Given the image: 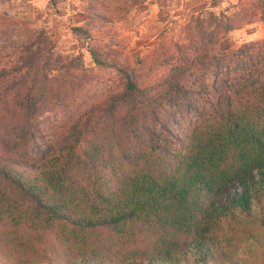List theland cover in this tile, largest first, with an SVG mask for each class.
<instances>
[{"label": "trees", "instance_id": "obj_1", "mask_svg": "<svg viewBox=\"0 0 264 264\" xmlns=\"http://www.w3.org/2000/svg\"><path fill=\"white\" fill-rule=\"evenodd\" d=\"M91 1L89 21L106 23L108 4ZM248 15L264 20L189 18L185 42L153 47L159 74L148 56L88 46L121 74L98 93L42 29L0 28V264H264V38L210 50ZM44 114L66 123L32 158Z\"/></svg>", "mask_w": 264, "mask_h": 264}, {"label": "rangeland", "instance_id": "obj_2", "mask_svg": "<svg viewBox=\"0 0 264 264\" xmlns=\"http://www.w3.org/2000/svg\"><path fill=\"white\" fill-rule=\"evenodd\" d=\"M108 4L100 9L107 17L105 23L89 21L87 10H93L91 0H0V28L16 25L42 29L62 55L81 57L83 66L92 78L93 91L98 93L120 85L121 74L113 67L95 65L88 53V46L98 45L99 50L115 48L120 51L119 62L137 61L147 58L146 67L159 74L161 69L148 63L157 50L154 46L170 47L173 41L185 42L182 25L193 17L206 16L208 11L215 15H234L240 10L264 11V0H164L159 6L151 0H100ZM136 2L132 5L133 2ZM45 25V26H44ZM85 26L90 38L73 37L70 27ZM109 38H112L109 40ZM264 38V20L258 15L241 18L233 27L218 38L210 50L220 51L249 40ZM105 42L107 47L100 49ZM110 60V59H107ZM145 61V60H144ZM182 122L194 119L191 108L186 105L179 110ZM65 118L59 114H44L39 125L44 132L40 142L30 145L32 158H47L60 142L58 132L63 130Z\"/></svg>", "mask_w": 264, "mask_h": 264}, {"label": "crops", "instance_id": "obj_3", "mask_svg": "<svg viewBox=\"0 0 264 264\" xmlns=\"http://www.w3.org/2000/svg\"><path fill=\"white\" fill-rule=\"evenodd\" d=\"M36 1H38V0H30L31 3H34V2H36ZM44 26H45V25H44Z\"/></svg>", "mask_w": 264, "mask_h": 264}]
</instances>
